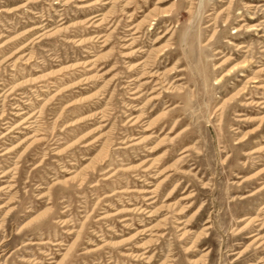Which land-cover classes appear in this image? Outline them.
<instances>
[{
    "label": "rangeland",
    "instance_id": "rangeland-1",
    "mask_svg": "<svg viewBox=\"0 0 264 264\" xmlns=\"http://www.w3.org/2000/svg\"><path fill=\"white\" fill-rule=\"evenodd\" d=\"M259 84L264 0H0V264H264Z\"/></svg>",
    "mask_w": 264,
    "mask_h": 264
},
{
    "label": "bare ground",
    "instance_id": "bare-ground-1",
    "mask_svg": "<svg viewBox=\"0 0 264 264\" xmlns=\"http://www.w3.org/2000/svg\"><path fill=\"white\" fill-rule=\"evenodd\" d=\"M191 12V11H190ZM240 29H241V27H240ZM244 47H246V45L245 44H241L240 46H239V48H244ZM258 88H261V89H264V85H262V84H259L258 86H257ZM139 97V96H138ZM254 101V100H253ZM253 101L252 102H250V103H253ZM131 121H133V125H135V124H137L138 123V121H139V119H131ZM136 139V138H135ZM141 142V141H140ZM140 142H136L135 144H133V145H136V144H139ZM149 169V168H148ZM150 192H152V190L150 191ZM147 199H151V198H147ZM185 233V232H184ZM191 262L192 263H196L197 262V260H191Z\"/></svg>",
    "mask_w": 264,
    "mask_h": 264
}]
</instances>
